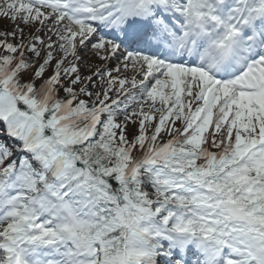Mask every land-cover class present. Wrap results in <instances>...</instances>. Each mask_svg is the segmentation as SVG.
<instances>
[{"label":"snow or ice","instance_id":"obj_1","mask_svg":"<svg viewBox=\"0 0 264 264\" xmlns=\"http://www.w3.org/2000/svg\"><path fill=\"white\" fill-rule=\"evenodd\" d=\"M0 18V264H264V0Z\"/></svg>","mask_w":264,"mask_h":264},{"label":"rangeland","instance_id":"obj_2","mask_svg":"<svg viewBox=\"0 0 264 264\" xmlns=\"http://www.w3.org/2000/svg\"><path fill=\"white\" fill-rule=\"evenodd\" d=\"M22 27H24L23 25H21ZM11 27H12V25H11V23L9 22V20H7V19H4V18H0V30H5V29H11ZM30 31H34V28H28V27H25V32L26 33H28V32H30ZM40 35H44V33L42 32V33H40ZM55 39V38H54ZM81 55L82 56H91V54L90 53H81ZM92 61L94 62V63H97V64H99V63H101L98 59H95V58H92ZM114 62V61H113ZM86 74V73H85ZM130 128H131V126H130ZM1 131H3V125H0V132Z\"/></svg>","mask_w":264,"mask_h":264},{"label":"bare ground","instance_id":"obj_3","mask_svg":"<svg viewBox=\"0 0 264 264\" xmlns=\"http://www.w3.org/2000/svg\"><path fill=\"white\" fill-rule=\"evenodd\" d=\"M112 64H114L115 62H111ZM25 79H27V76H25Z\"/></svg>","mask_w":264,"mask_h":264}]
</instances>
